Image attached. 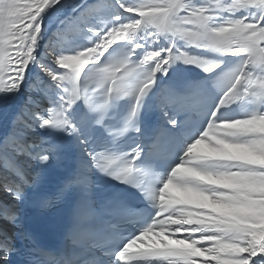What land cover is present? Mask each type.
Masks as SVG:
<instances>
[{
	"label": "snow or ice",
	"instance_id": "snow-or-ice-1",
	"mask_svg": "<svg viewBox=\"0 0 264 264\" xmlns=\"http://www.w3.org/2000/svg\"><path fill=\"white\" fill-rule=\"evenodd\" d=\"M0 264H264V0H0Z\"/></svg>",
	"mask_w": 264,
	"mask_h": 264
}]
</instances>
